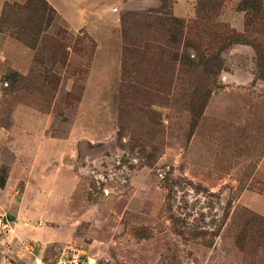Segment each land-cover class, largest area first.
<instances>
[{"label": "rangeland", "instance_id": "obj_1", "mask_svg": "<svg viewBox=\"0 0 264 264\" xmlns=\"http://www.w3.org/2000/svg\"><path fill=\"white\" fill-rule=\"evenodd\" d=\"M51 2L0 0V264H264V0Z\"/></svg>", "mask_w": 264, "mask_h": 264}, {"label": "trees", "instance_id": "obj_2", "mask_svg": "<svg viewBox=\"0 0 264 264\" xmlns=\"http://www.w3.org/2000/svg\"><path fill=\"white\" fill-rule=\"evenodd\" d=\"M252 1V7H256L259 9L261 6V0H251ZM24 7H21L17 4H5L2 10V15H7L9 13H15L16 11L21 10ZM4 16H1V18ZM45 16L44 15H39V17L36 18V21L34 24L32 25H23L20 27V31L17 32V35L19 36V38L28 46L30 47H35L36 46V41L38 39L39 34L46 30L48 28V26L50 25V21L52 20L51 18H47V21L44 19ZM171 24L173 25L174 28H178V31H180V33L183 29L182 27V23L180 22L179 19L177 18H171ZM180 28V30H179ZM28 34L32 35V37H30ZM36 35V37H35ZM34 37V38H33ZM49 61H51L52 65H55L57 62H60L59 58L57 55H51L48 58ZM34 62H39L42 63V60L39 59L38 57L35 56L34 58ZM48 75L44 74L43 79L47 80Z\"/></svg>", "mask_w": 264, "mask_h": 264}, {"label": "built area", "instance_id": "obj_3", "mask_svg": "<svg viewBox=\"0 0 264 264\" xmlns=\"http://www.w3.org/2000/svg\"><path fill=\"white\" fill-rule=\"evenodd\" d=\"M83 255L80 248L72 243H67L58 249L53 259L45 260L42 256L35 254L31 264H88L84 261Z\"/></svg>", "mask_w": 264, "mask_h": 264}, {"label": "crops", "instance_id": "obj_4", "mask_svg": "<svg viewBox=\"0 0 264 264\" xmlns=\"http://www.w3.org/2000/svg\"><path fill=\"white\" fill-rule=\"evenodd\" d=\"M54 7L55 5L51 2V0H48ZM56 8V7H55ZM57 9V8H56ZM63 16L65 17L67 23L69 24L70 28L72 29H76L77 27H81L82 24L84 23L85 19L83 18H80V16L78 17H74L70 20V18L67 16V15H64ZM17 67L20 69V70H23L25 67H26V64H27V61L24 60V58H20L19 60H17ZM30 236L34 237V233L30 234ZM36 240H40V241H47L49 240V238L44 234H39L37 237H36ZM57 254V253H56Z\"/></svg>", "mask_w": 264, "mask_h": 264}]
</instances>
